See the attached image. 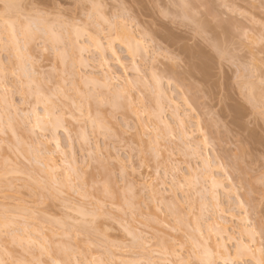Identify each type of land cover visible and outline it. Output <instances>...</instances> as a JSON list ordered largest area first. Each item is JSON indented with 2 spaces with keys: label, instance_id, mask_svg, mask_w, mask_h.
<instances>
[{
  "label": "rangeland",
  "instance_id": "obj_1",
  "mask_svg": "<svg viewBox=\"0 0 264 264\" xmlns=\"http://www.w3.org/2000/svg\"><path fill=\"white\" fill-rule=\"evenodd\" d=\"M21 1L24 74L0 1V264H203L219 235L264 264V0Z\"/></svg>",
  "mask_w": 264,
  "mask_h": 264
},
{
  "label": "bare ground",
  "instance_id": "obj_2",
  "mask_svg": "<svg viewBox=\"0 0 264 264\" xmlns=\"http://www.w3.org/2000/svg\"><path fill=\"white\" fill-rule=\"evenodd\" d=\"M0 1L3 2L4 5H5V6H4L5 10H4L3 12L6 11V12H8V13L10 14V16H9V14H8V16H5V17L1 15V16H2L1 18L3 19V20H2V25H3V26H4V25H7V31L9 32V36H8L9 39H8V40L6 39L7 41H9V43H7V45L11 44V46H12L13 48H12V50H11L10 47H9V49H10L11 51H13L14 53H15V51H16V54H18V56L16 55L15 58H18V57L20 56V57L18 58V60H17V61H18L17 63H19V64H18V70H20L21 68H23V69L25 68L26 70H25V69H24V70L21 69L22 73L24 74V73L27 71V68H26V66H25L26 63H24V62L26 61V60H25L26 58H24L25 61L22 60L23 57L20 55L21 52H20V53H17V51L19 50V44L21 45V42H22V41L19 43L20 40H19V41L17 40V33H18V32L15 34V29H14V28H15V27H14V25H15L14 20H17V17H16V18H13L14 16H16V15L18 14L19 11H21V10H19V9H22V7L19 6V5H20V3H21L22 1L19 0V1H20L19 4L17 3V2H19V1H17V0H0ZM3 3H2V4H3ZM213 3H214V2H213ZM20 7H21V8H20ZM2 9H3V8H2ZM14 11H15V14H16V15H14V13L12 14V12H14ZM21 13H22V12H21ZM21 13H20V14H21ZM2 14H3V13H2ZM20 14H18V17L20 16ZM11 15H12V16H11ZM22 15L24 16V14H22ZM22 15H21V16H22ZM23 16H22V17H23ZM10 17H12L14 20H11ZM22 17H20V18L22 19ZM23 21H24V19H23ZM21 23H22V22H21ZM23 25H25V24L23 23ZM15 26H16V25H15ZM25 26L28 27V24L25 25ZM25 26H24V27H25ZM225 26H226V25H225ZM36 27H37V26H36ZM21 28H22V25H21ZM17 29H18V28H17ZM35 29H36V28H35ZM202 29H203V28H202ZM22 30H23V29H22ZM29 30L31 31V28H30V29L27 28V30L25 29V32L22 31V34H23V35L20 34L21 37H22V36H25L24 39H23V40L25 41V42H24V43H25L24 46H26V45L28 46V44H29V46H30L31 42L34 41L33 39H34L35 37H38L37 34H38V33L40 34L39 31H35V30H33V32L35 31V33H32V32L30 33ZM38 30H39V28H38ZM44 30H46V29H44ZM122 30H123V32H122L123 35H121V36H122V38L124 39V43H123V44L126 45V48L129 50V51L127 50L128 53L130 52L129 55L134 54L135 52H137V54H138V53H139V47L141 48V45H142V44L140 43L141 45H138L137 39L133 36V33H132V32H130V31H125L124 29H122ZM17 31H19V30H17ZM19 32H20V31H19ZM43 32H44V31H43ZM43 32H42V33H43ZM20 33H21V32H20ZM42 33H41V35H42ZM44 34H45V37H46V38H48V37H50V36L53 37L52 34H51V30H50V32L48 31V33H44ZM46 34L48 35V37L46 36ZM50 34H51V35H50ZM54 36H55V35H54ZM57 36H58V35H57ZM57 36H56V37H57ZM18 38H19V36H18ZM46 38H45V39H46ZM21 39H22V38H21ZM35 39H36V38H35ZM53 39L55 40V37H54ZM48 40H50V39H48ZM1 41H3V40H2V38H1V34H0V42H1ZM7 41H6V42H7ZM57 41H58V37H57ZM53 42H54V41H53ZM18 43H19V44H18ZM72 44H73V49H74V50H73V49H71V50H73L74 53L77 55V62H78V61L80 62V61H81V53H82V51L84 50V46H80L78 42H75V43H72ZM1 45H2V44H1ZM4 45H5V43H4ZM97 45H99L100 47H102V43L100 42V40L97 41ZM134 46H135V47H134ZM138 46H139V47H138ZM3 47L5 48V46H2V48H3ZM7 47H8V46H7ZM21 47H22V46H21ZM31 47H32V46H31ZM25 48H26V47H25ZM28 48H29V47H28ZM28 48H27V49H28ZM142 48H144V46H142ZM6 49H8V48H6ZM10 50H9V51H10ZM21 50H22V48H21ZM23 50H25V49H23ZM199 50H200V49H199ZM132 51H133V52H132ZM191 51H192V50H191ZM13 52H12V53H13ZM18 52H19V51H18ZM22 53H23V51H22ZM22 53H21V54H22ZM24 53H25V52H24ZM24 53H23V54H24ZM72 53H73V52H72ZM74 53H73V54H74ZM193 53H194V51H193ZM195 53H196V52H195ZM199 53H200V52H199ZM137 54H134V56H135V55L137 56ZM25 55H27V54H25ZM194 55H195V54H194ZM196 55H197V54H196ZM196 55H195V57H197ZM13 56H14V55H13ZM23 56H24V55H23ZM138 56H139V55H138ZM190 56H192V55H190ZM131 57H133V55H131ZM202 57H203V56H202ZM193 59H194V58H193ZM207 59H208V58H207ZM72 60H73V59H72ZM69 61H70V60H69ZM74 61L76 62V59H75ZM70 62H71V61H70ZM75 62H73V61L71 62L72 66H73V64H74ZM81 62H82V61H81ZM23 63H24L25 65H23ZM64 63H65V62H64ZM66 63H67V62H66ZM193 63H194V62H193ZM201 63H202V64L204 63L205 65H203V66L199 65V66H201V67L206 66V63H205V62H201ZM68 64H70V63H68ZM196 64H198V63H196ZM19 65H20V66H19ZM66 65H67V64H66ZM21 66H22V67H21ZM23 66H25V67H23ZM67 66H69V65H67ZM72 66H71V67H72ZM194 66H195V64H194ZM194 66H193V67H194ZM19 67H20V68H19ZM31 67H32V66H31ZM193 67H192V68H193ZM197 67H198V66H197ZM194 69H195V67H194ZM198 69H199V68H198ZM203 69H204V68H203ZM28 70H29V69H28ZM31 70H32V68H31ZM106 70H107V69H105V71H104V72L102 71V72H103L104 77L107 79V80H106V82H107V81L111 80L112 76L110 75L109 70H107V71H106ZM199 70H202V68H200ZM205 70H206V69H205ZM19 72H20V71H19ZM170 72H171V71H170ZM195 72H197V71H195ZM201 72H202V71H201ZM28 73H31V72H28ZM199 73H200V72H199ZM32 74H33V72H32ZM20 75H21V73H20ZM34 75H35V73H34L33 75H31V76L33 77ZM29 76H30V75H29ZM27 77H28V76H27ZM31 80H32V79H31ZM26 81L28 82V80H26ZM32 81H33V80H32ZM156 81H157V79H156ZM27 82H26V84H28ZM29 82H30V81H29ZM109 82H110V81H109ZM159 82H160V80H159ZM31 83H32V82H31ZM155 83H156V82H155ZM157 84H158V83H157ZM155 85H156V84H155ZM158 86H160V84H159ZM156 88H157V87H156ZM161 88H162V87H160V92H163L165 89H163V88L161 89ZM121 90H122V89H121ZM162 90H163V91H162ZM36 91H37V90H36ZM122 91H123V90H122ZM35 93H36V92H35ZM37 93H39V92H37ZM37 93H36L37 96L42 97V96L40 95V93H39V94H37ZM116 93H117V92H116ZM116 93H115V95H116ZM157 93H158V92H157ZM165 93H166V92H165ZM165 93H164L163 95H166ZM118 95H120V94H117V96H118ZM158 95H159V96H158ZM160 95H161V93H158V94H157V97L160 98ZM37 96H36V98H38V100H37V99H36V100H37L39 103H44V105L46 104V106H45L46 108L43 110V111H44V114H43V115L41 114L42 117H41V116L39 117L40 114H38V112L36 113L35 110H32V111L30 110V111L32 112L31 114H33L32 116L35 118L34 121H36V122H37V121H38V122H41V123L44 124V126H45V124H47L46 126H48V125L50 124V125H51V126H50L51 128L49 127V129H51V131L53 130V131L56 133V132L58 131V128L60 127L59 124H58L59 118H58V119L56 118V119L58 120L57 122H56V121H55V122H52V121H54L53 118H52V120H51V119H50V120H49V119H46V118H48L49 116H50V117H53V114H52L53 112H52V111L54 110V107H53V109H52V106H53L54 104H52V103L50 104V103H49L50 105H52L51 107H49L50 105H47V103H46V102H47L46 99H41L40 97H37ZM117 96H116V97H117ZM120 97H121V96H120ZM42 98H45V97H42ZM159 98H158V99H159ZM163 98H164V99H165V98L169 99L168 96L163 97ZM257 99H258V98H257ZM43 100H44V101H43ZM115 100H116V98H115ZM121 100H122V99H121ZM126 101H127V100H126ZM113 102H114V100H113ZM120 102H121V101H120ZM159 102L161 103V100H159ZM39 103H38V104H39ZM117 103H118V102H117ZM156 103H158V101H157ZM36 104H37V103H36ZM124 104H125V102H124ZM117 105H118V104H115V106L117 107V109H118L119 107L122 106V105H120V106H119V105L117 106ZM126 105H127V104H126ZM123 106H125V105H123ZM129 106H130V103H129ZM162 106H163V104H162ZM126 107H127V108H130V107H128V106H125L124 108H126ZM114 108H115V107H114ZM122 108H123V107H122ZM127 108H126V109H127ZM158 108H159V111H161V107H160V105H158ZM162 108H163V107H162ZM33 109H34V108H33ZM51 109H52V111H51ZM78 109H79V108H78ZM115 109H116V108H115ZM117 109H116V110H117ZM120 109H121V108H120ZM162 110H163V109H162ZM157 112H158V110H157ZM161 112H162V111H161ZM50 114H51V115H50ZM98 115H99V114H98ZM0 117H1V116H0ZM7 117L10 118V116H8V115H7ZM55 117H56V116H55ZM1 118H2V117H1ZM4 118H6V117H4ZM4 118H3V119H4ZM9 118H8V119H9ZM11 119H12V118H11ZM11 119H10V121H11ZM93 119H94V118H93ZM177 119L180 121V123L183 124V120H181L179 116H177ZM1 120H2V119H1ZM1 120H0V122H1ZM6 121H7V120H6ZM34 121H33V123H34ZM96 121H98V123H97V124H98V125H97V130H99L100 128H102V126L105 125V124H104V125H101V124H100V123L103 121L102 119H101V122H99V121H100L99 119H97ZM8 122H9V121H7V123H8ZM36 122H35V123H36ZM94 122H95V120H94ZM2 123H3V122H2ZM7 123H6V124H7ZM17 123H18V122H17ZM90 123H91V120H90ZM92 123H93V121H92ZM0 124H1V123H0ZM4 124H5V123H4ZM11 124H13V123H11ZM14 124H15V123H14ZM36 124H38V123H36ZM94 124H95V123H94ZM94 124H93V126H94ZM7 125H8V124H7ZM52 125H53V129H52ZM95 125H96V124H95ZM100 125H101V127H100ZM5 126H6V125H5ZM35 126H36V125H35ZM37 126L39 127L40 125L38 124ZM98 126H99V127H98ZM0 127H1V126H0ZM12 127H13V126H12ZM8 128H9V127H8ZM10 128H11V126H10ZM15 128H16V127H15ZM39 128H40V127H39ZM43 128H44V127H43ZM94 128H96V127H94ZM2 129H3V127H1L0 130H2ZM11 129H12V128H11ZM40 129H41V128H40ZM45 129H46V128H45ZM9 130H10V129H9ZM31 130H32V129H31ZM95 130H96V129H95ZM15 131H16V129H15ZM32 131H33V130H32ZM1 132H2V131H1ZM54 132H53V133H54ZM182 132L185 133V131H184L183 129H182ZM11 133H12V132H11ZM51 133H52V132H51ZM55 133H54V134H55ZM183 133H182V135H185V136H186V134H183ZM186 133H187V132H186ZM14 134H15V132H14ZM54 134H53V135H54ZM11 135L13 136V134H11ZM55 135H56V134H55ZM55 135H54V136H55ZM56 136H57V135H56ZM56 136L53 138L52 141L55 142L56 147H58V149H59V148H60V144H59L60 139H58V137H56ZM13 138H14V140H15V142H16L15 137H13ZM83 139H84V138H83ZM11 140H12V139H11ZM17 140H18V139H17ZM84 140H86V138H85ZM19 142H20V140H19ZM16 143H17V142H16ZM21 143H22V142H21ZM13 144H14V143H13ZM15 145H16V144H14V146H15ZM12 146H13V145H12ZM21 147H22V146H21ZM21 147H20V148H21ZM20 148L18 147V149H20ZM21 149H23V148H21ZM28 150H30V149H28ZM23 151H24V149H23ZM25 151H26V149H25ZM30 151H31V150H30ZM30 151H29V152H30ZM32 151H33V150H32ZM16 152H17V149H16ZM18 152H19V151H18ZM33 152H34V151H33ZM22 153H23V152H22ZM36 153H37V152H36ZM36 153H35V154H36ZM38 153H39V152H38ZM62 153H63V152H62ZM62 153H61V154H62ZM30 154H31V152H30ZM33 155H34V154H33ZM38 155L40 156V154H38ZM36 156H37V154H36ZM34 158H36V157H34ZM35 160H36V159H35ZM37 160H38V159H37ZM39 160H40V159H39ZM39 160H38V161H39ZM34 162H35V161H34ZM40 162H41V161H40ZM4 163H5V162H4ZM38 163H39V162H38ZM38 163L36 162V164H38ZM2 164H3V163H2ZM44 165L46 166V164H44ZM4 166H6V164H4ZM38 166H39V165H38ZM100 166H101V167L104 166V167L106 168L107 165L105 166V164H104L103 166H102V165H100ZM2 167H3V166H2ZM11 167H12V166H11ZM50 167H51V166H50ZM50 167H48V168H50ZM101 167H100V168H101ZM38 168H39V167H38ZM43 168H44V166L42 167V169H43ZM46 168H47V167H46ZM51 168H52V167H51ZM53 168H54V167H53ZM53 168H52V171L54 172L55 169L53 170ZM107 168H108V167H107ZM9 169H10V168H9ZM9 169H8V170H9ZM11 169H12V168H11ZM17 169L19 170V168H17ZM17 169H16V170H17ZM42 169L39 168L38 170H42ZM102 169H103V168H102ZM8 170H7V171H8ZM12 170H13V169H12ZM43 170H45V169H43ZM47 170H48V169H47ZM47 170H46V171H47ZM104 170H106V169H103V171H104ZM242 170H243V169H242ZM4 171H6V170H4ZM13 171H14V170H13ZM46 171H45V172H46ZM52 171H51V170H48V173H50V172L52 173ZM70 171H71V170H70ZM100 171H101V170H100ZM107 171H108V169H107ZM18 172H19V171H18ZM38 172H39V171H38ZM38 172H37V173H38ZM43 172H44V171H43ZM75 172H76V171H75ZM75 172H74V173H75ZM101 172H102V171H101ZM109 172H110V171H109ZM14 173H16V172H14ZM40 173H41V171H40ZM46 173H47V172H46ZM51 173H50V174H51ZM5 174H7V173H5ZM11 174H12V173H10L9 175H11ZM66 174H67V173H66ZM71 174H72V172H71ZM108 174H109V173H108ZM108 174H107V175H108ZM46 175H47V174H46ZM67 175H68V174H67ZM110 175H111V174H110ZM1 176H2V175H1ZM3 176H4V175H3ZM7 176H8V175H7ZM68 176H69V175H68ZM68 176H65V177H66V180H67V177H68ZM50 177H51V176H50ZM53 177H54V176H53ZM53 177H51V178H53ZM106 177H107V176H106ZM111 177H112V176H111ZM111 177H110V178H111ZM2 178H3V177H2ZM68 178H70V177H68ZM110 178H109V179H110ZM107 179H108V178H107ZM111 179H112V178H111ZM7 180H8V179H7ZM66 180H64V181H66ZM4 181H5V180H4ZM71 181H72V180H71ZM71 181H69L70 184L72 183ZM105 181H106V180H105ZM55 182H56V181H55ZM108 182H109V180H108ZM5 183H6V182H5ZM8 183H9V181H8ZM111 183H112V181L110 182V184H111ZM57 184H58V181H57ZM57 184L54 183V185H56V186H57ZM63 184H66V183L63 182ZM63 184H62V186H63ZM106 184H107V182H106ZM59 185H61V184H59ZM68 185H69V184H68ZM72 185H73V183H72ZM107 186H108V185H107ZM109 186H110V185H109ZM111 186H112V184H111ZM54 187H55V186H54ZM100 187H101V186H100ZM104 187H105V186H104ZM55 188H57V187H55ZM102 188H103V187H102ZM108 188H109V187H108ZM59 189H60V188H59ZM103 189H104V188H103ZM56 190H57V189H56ZM106 190H107V188H106ZM109 190H111V189H109ZM109 190H108V191H109ZM98 191H99V189H98ZM108 191H107V193H108ZM56 192H60V191H56ZM100 192H101V191H100ZM104 192H106L105 189H104ZM104 192H103V193H104ZM109 192H111V191H109ZM128 193H129V192H128ZM109 194H110V193H108V197H109ZM104 195H105V194H104ZM128 195H129V194H128ZM123 196H124V195H123ZM123 196H122V197H123ZM110 197H113V196H110ZM132 197H133V196H132ZM214 197H215V196H214ZM214 197H213V198H214ZM123 199H124V198H123ZM123 199H122V200H123ZM214 199H215V198H214ZM123 201H124V200H123ZM134 201H135V199H134ZM129 202H130V201H129ZM129 202H128V203H129ZM120 203H122V202H120ZM132 203H133V202H132ZM132 203H130V204H132ZM135 203H136V202H135ZM124 204H125V203H124ZM126 205H127V203H126ZM132 205L134 206V204H132ZM138 205H139V203H138ZM127 206H128V205H127ZM135 206H136V204H135ZM129 207H131V206L129 205ZM133 208H134V207H133ZM133 208L131 207V209H133ZM131 209H130V210H131ZM84 211H85V210H84ZM80 212H81V211L79 210V213H80ZM83 213H84V212H83ZM83 213H82V214H83ZM89 213H91V212H89ZM80 214H81V213H80ZM83 215H84V214H83ZM83 215H82V217H83ZM95 216H96V215H95ZM85 217H86V216H85ZM85 219H86V218H85ZM95 219H96V218H95ZM86 220H87V219H86ZM89 220H90V219H89ZM91 220H94V219H91ZM91 220H90V221H91ZM90 221H89V222H90ZM94 221H95V220H94ZM81 222H82V221H81ZM83 222H84V221H83ZM92 223H93V222H92ZM81 224H82V223H81ZM81 224H80V226H81V228H83ZM89 224H91V222H90ZM84 226H85V225H84ZM86 226H87V224H86ZM90 226H91V225H90ZM26 227H27V226H25L24 228L26 229ZM28 227H29V226H28ZM87 227H89V225H88ZM93 228H95V227H93ZM28 229H29V228H28ZM84 229H86V228H84ZM26 230H27V229H26ZM86 230H87V229H86ZM89 230H90V229H89ZM225 230H226V228H225ZM23 231H24V230H23ZM23 231H22V232H23ZM197 231H198V230H197ZM226 231H227V230H226ZM23 234H24V232H23ZM25 234H26V233H25ZM30 235H31V233H30ZM14 236H15V235H14ZM20 236H21V239H20L19 237H18V239H19V241L21 240V242H22V238H23V237H22V233H21ZM26 236H28V235H26ZM31 236H32V235H31ZM216 236H218V235H216ZM216 236H215V237H216ZM213 237H214V236L211 235V239H212ZM15 238H17V237H14V239H15ZM25 238H27V237H24V238H23V241L28 242V241H26ZM29 238H31V237L29 236ZM12 239H13V238H12ZM14 239H13V240H14ZM27 239H28V238H27ZM33 239H34V238H33ZM224 239H225V238H224ZM17 241H18V240H17ZM17 241H16V242H17ZM137 241H138V240H137ZM210 241H211V240H210ZM212 241H213V242H211V243H212V246H213V247H212V251H209L207 248H204L203 251L201 250V252H199L200 256H204V257H202L203 259H201V261L203 262V264H218V262H221L222 264H225L226 262H230V263H228V264H233L234 259H237L238 257H239V258L242 257L241 255L244 256V255H248L249 253L251 254V252H250V250H251V246H249V244H246V242H245V243H243L242 241H241V242H238V244H237V246H236L237 251L233 254V253L230 251L228 245L224 242L223 238H220V235L218 236V238H213ZM14 242H15V241H14ZM29 242H34V240L32 241V239H31V241H29ZM17 243H18V242H17ZM139 243H140V242H139ZM28 244H29V243H28ZM30 244H31V243H30ZM41 244H42V243H41ZM140 244H141V243H140ZM38 247H39L40 249L44 248L43 245H42V247H41V245L38 246ZM207 247H208V246H207ZM61 249H62V248H61ZM61 249H59V250H61ZM64 249H65V248H64ZM66 249H67V248H66ZM57 250H58V249H57ZM61 251H63V250H61ZM61 251H60V252H61ZM68 251H69V250H68ZM60 252H57V254H58V253L60 254ZM242 252H244L245 254L242 253ZM61 253H63V252H61ZM64 254H67V251H66V253L64 252ZM69 254H71V253H69ZM199 254H198V255H199ZM201 254H203V255H201ZM69 256H70V255H69ZM63 257H64V256H63ZM67 257H68V256H67ZM65 258H66V257H65ZM200 258H201V257H200ZM67 259H70V258L68 257ZM67 259H66V260L63 259V260L65 261V263L68 262ZM74 261L76 262V260H74ZM55 263H56V262H55ZM133 263H135V262H133ZM56 264H59V262H57Z\"/></svg>",
  "mask_w": 264,
  "mask_h": 264
}]
</instances>
